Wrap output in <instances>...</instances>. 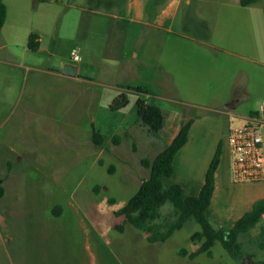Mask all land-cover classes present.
<instances>
[{"label":"rangeland","instance_id":"obj_1","mask_svg":"<svg viewBox=\"0 0 264 264\" xmlns=\"http://www.w3.org/2000/svg\"><path fill=\"white\" fill-rule=\"evenodd\" d=\"M4 1L0 177L6 192L0 197V264H238L220 241L212 255L180 254L182 248L198 246L191 239L201 228L195 221L155 242L131 223L123 232L115 228L120 220L116 210L149 176L141 159H154L185 119L186 105L159 97L164 92L152 84L168 55L151 40L202 35L197 22L214 19L215 0H139V15L129 11L132 0ZM166 7L169 15L162 12ZM164 20L173 32L149 25ZM32 32L40 38L37 49L28 45ZM118 32H127V38L123 34L118 40ZM195 60L201 61V72L216 76L214 87L201 85L208 104L234 100L229 84L237 70L248 72L238 80L246 89L241 100L235 108H223L231 114L213 113L226 140L230 126L246 123L264 101V63L225 51L196 56L191 50L186 67L192 69ZM66 64L76 65L77 74L64 73ZM129 83L151 85L152 91L129 89ZM124 91L129 103L113 108ZM140 96L163 108L164 129L154 131L141 122L136 108ZM202 111L191 107L189 115ZM95 129L104 136L103 144L93 141ZM114 136L121 141L116 143ZM58 206L59 214L54 212ZM170 209V203L162 208ZM262 225L264 218L242 236L245 251L255 260H264Z\"/></svg>","mask_w":264,"mask_h":264},{"label":"crops","instance_id":"obj_2","mask_svg":"<svg viewBox=\"0 0 264 264\" xmlns=\"http://www.w3.org/2000/svg\"><path fill=\"white\" fill-rule=\"evenodd\" d=\"M213 3L215 4L214 19L204 18L197 22L202 35L179 36L180 38H152V43L160 44L162 50L166 51L168 55L167 62L161 63L163 70L155 75L152 84L164 92L159 97L186 105L185 119L182 120V123L194 118L188 140L175 156L174 171L169 178V184L179 183L187 193L198 194L205 182L210 161L219 142L222 141L223 153L215 173V190L211 199V209L217 225L220 226L239 218L250 210L258 199L264 198V181H235L232 178L228 137L223 140L224 134L217 129L213 113L231 114L223 108L232 109L228 108L227 104L233 100L226 101L228 103L225 105L224 103L208 104L203 101L205 99H202V95L206 94V88L203 90L201 85H208L209 82L214 87L216 76L214 72H201L198 69L201 66L200 60L193 62L192 69L187 68L186 56L191 50L196 56L201 53L214 55L225 51L236 56H242L246 60H259L264 63V0H258L257 3L249 5H242L241 0H215ZM142 7L139 6V0H132L129 11L139 15L142 13ZM162 12L169 15L171 9L166 7ZM117 25L119 24H114V27L117 28ZM126 25L124 27L128 31L129 24ZM149 25H155L160 29L173 32L165 20ZM123 34L127 38V32H118L117 39L122 40ZM163 46H166V50ZM135 54L138 55V52ZM241 73L248 74L244 69L237 70L228 88L230 94H232V89L235 91L233 99L236 102L233 108L241 100V94L246 91L238 85ZM140 84L144 83L138 85ZM148 87L152 91L151 85ZM211 91L214 93L213 88ZM210 96L212 94L209 95L211 99ZM191 107L200 108L204 111L199 114L192 112L189 115ZM255 111L256 109L252 110L246 116V122L249 121ZM163 113L165 126L167 117L164 110Z\"/></svg>","mask_w":264,"mask_h":264},{"label":"trees","instance_id":"obj_3","mask_svg":"<svg viewBox=\"0 0 264 264\" xmlns=\"http://www.w3.org/2000/svg\"><path fill=\"white\" fill-rule=\"evenodd\" d=\"M258 0H241L242 5L255 4ZM7 4L0 0V31L7 18ZM29 47L37 49L40 46L39 35L32 32L29 36ZM125 87L135 89L141 93H150L146 85L127 84ZM129 103L128 94L121 92L112 104L113 108H121ZM137 114L141 122L149 129L160 131L164 127L165 117L162 108L146 97L140 96L136 100ZM194 118L184 121L173 140L154 159L142 158L141 163L149 169V176L143 179L139 189L130 197L128 202L115 214L120 218L115 228L123 232L126 224L144 230L150 242L165 241L173 233L182 228L187 222L195 221L201 228L196 230L191 239L198 246L189 251L180 249V254L194 258L200 253L212 255V247L220 241L225 249L237 260L238 264L245 254H249L256 264H264V260H255L254 255L245 251L242 236L252 230L264 218V198L258 199L253 207L237 219L230 220L224 225H217L215 215L211 209V199L215 190V173L221 162L223 144L219 142L216 152L208 166L205 182L198 194H189L179 183H167L174 171V159L179 149L187 142L189 131ZM104 136L94 130L93 141L96 144L104 143ZM116 143L121 141L120 136H114ZM114 172L115 167H109ZM99 186L95 189L99 191ZM6 188L3 177H0V197L4 196ZM170 203L172 209L167 212L163 206ZM62 208L56 207L59 214ZM261 237H264V225L261 226Z\"/></svg>","mask_w":264,"mask_h":264},{"label":"built area","instance_id":"obj_4","mask_svg":"<svg viewBox=\"0 0 264 264\" xmlns=\"http://www.w3.org/2000/svg\"><path fill=\"white\" fill-rule=\"evenodd\" d=\"M74 57L81 59L76 51ZM228 144L232 178L264 181V101L248 122L230 126Z\"/></svg>","mask_w":264,"mask_h":264},{"label":"water","instance_id":"obj_5","mask_svg":"<svg viewBox=\"0 0 264 264\" xmlns=\"http://www.w3.org/2000/svg\"><path fill=\"white\" fill-rule=\"evenodd\" d=\"M63 72L69 75H76L78 68L74 64H66L64 66ZM236 100H233L231 103L227 104L228 108H233ZM239 264H256V262L251 258L249 254H245L241 259Z\"/></svg>","mask_w":264,"mask_h":264}]
</instances>
